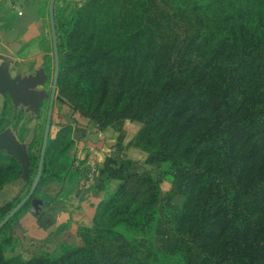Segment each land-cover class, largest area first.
<instances>
[{"label": "trees", "instance_id": "obj_1", "mask_svg": "<svg viewBox=\"0 0 264 264\" xmlns=\"http://www.w3.org/2000/svg\"><path fill=\"white\" fill-rule=\"evenodd\" d=\"M104 1L87 0L65 13L62 20L57 7L58 83L62 47L74 44L73 53L83 45V52L93 54L88 61L107 63L105 74L95 73L102 87L115 82L116 88H129L134 78H141L143 87L155 88L158 107L154 116L158 111L164 118L176 117L171 122L177 127L175 132L169 131L171 126L162 128L174 136L160 135L156 141L159 145L151 146L152 154L159 161H168V174L188 186L175 213L174 252L158 251L142 241L123 238L126 251L121 264H223L219 254L194 253L209 235L225 236L234 247L241 244L247 248L227 264L264 262V0H167L164 3L170 8L174 25L170 28L155 12L154 0H134L136 12L131 24L125 26L126 34L114 29L115 18L104 20ZM92 10L104 12L103 21L91 22L89 33L78 41L85 14ZM120 50L134 58L122 61L125 68L117 63L113 69V53ZM139 71L141 76L137 78L134 74ZM102 95H106L103 90ZM95 111L88 119L103 129L108 124L101 118L104 113ZM134 120L142 125L133 143L147 150L139 139L146 124ZM60 131L47 140L38 186L46 178L63 179L66 174L58 160L66 156L73 142L63 144ZM181 141V151L168 155L166 148H174ZM36 155L30 158L29 174ZM21 172L14 157L0 152V190ZM141 174H130L125 179ZM110 198L97 206L92 226ZM17 202L0 206V221ZM27 204L0 228V237L14 225ZM155 214L158 206L141 222L145 228L154 224ZM183 221L188 223L187 232H182ZM87 231L80 230L82 241L76 247L62 244L58 257L41 252L28 260L4 256L10 241L0 238V264H118L108 256L109 245L105 248L98 244L87 236ZM141 249L144 254H140Z\"/></svg>", "mask_w": 264, "mask_h": 264}, {"label": "crops", "instance_id": "obj_2", "mask_svg": "<svg viewBox=\"0 0 264 264\" xmlns=\"http://www.w3.org/2000/svg\"><path fill=\"white\" fill-rule=\"evenodd\" d=\"M49 1L0 0V152L14 157L22 167L21 174L0 190V206L21 194L30 158L37 150L41 111L52 86ZM85 1L55 0L53 12L64 5L68 13ZM68 124L73 128V144L66 157L80 164L79 173L75 183H68L67 178H46L14 221L15 250L25 258L55 252L62 244H80V230L92 226L99 203L128 175L148 171L153 160L133 143L140 121L123 120L99 129L65 104L55 102L49 136L54 137ZM89 153L96 160V173L92 182L82 185V163ZM152 174L156 177L158 171ZM175 185L165 180L161 184L164 192ZM179 187L182 200L184 189ZM165 217L160 215L156 224V247L173 253L175 240L171 239L173 232H169Z\"/></svg>", "mask_w": 264, "mask_h": 264}, {"label": "rangeland", "instance_id": "obj_3", "mask_svg": "<svg viewBox=\"0 0 264 264\" xmlns=\"http://www.w3.org/2000/svg\"><path fill=\"white\" fill-rule=\"evenodd\" d=\"M154 1L155 4H157V9H155V12L161 14L162 21L165 23V26L167 28L174 26L170 22L172 18V15L169 13L170 8L169 6L167 7L164 3L167 0ZM182 1L190 2L192 0ZM133 2L134 0H105V7L102 8V11L106 13L105 17L104 12L102 11L92 10L91 12H87L85 14L87 17L82 22L83 24L80 27V35L78 41H83L85 35L89 33L88 26H90L89 24L91 22L99 23L103 21L101 20V18L103 17L106 21H108V17L110 16L112 18H115L112 21L114 29H122L124 31V34H126L125 31L128 29H125V26H129L131 24V19L133 18L132 14L136 12L137 6L133 5ZM84 4L85 3H83L82 5ZM82 5H79L78 8ZM58 6V18L59 20H62L64 17H66V7H64V5ZM73 45L74 44L71 45V48ZM71 48L63 46L61 50L63 52L61 76L59 83L57 78L53 106L55 102L65 104L66 106H68V108H70L72 112H74V114H76V116L78 113L80 116L86 119L91 118L93 113L96 112L95 110L97 109V112L104 113L101 118L103 120H107V126L117 122H121L123 120L131 119H140L146 124L143 129L142 138L139 139L140 142L147 148V150L145 151H147L150 157L153 158L152 162L149 164V170L143 172V174L138 176L128 177L127 179L124 178L122 186L114 194H111V198L101 208L100 214L95 220L94 225L86 228L88 229L87 236L94 238L98 244H102L105 248L109 245V248L107 249L108 256L112 257L114 259V262H118V264H121L122 261H125L124 253L126 251V245L124 244V242H122L121 239L126 238L127 240L132 242L142 241L146 245H150L152 249L156 248L159 251V249L156 247V220L159 219L160 215L162 214L164 217V214H166L165 218H168L166 219V221H168L169 232H173V227L175 225V213L184 199L188 186L182 183H178L171 174H168L169 162L159 161V159H156V157L152 154L151 146L159 145V143L156 141L160 135L167 138L169 136H174L170 135L169 133L163 132L162 128L165 126H171L169 131L175 132L177 126L174 125V123L171 121L177 119L176 117L171 118V116L164 118V115L158 113V111L154 116L155 108L156 106L158 107L155 99L156 89L142 86V79L138 78L141 76L140 71L137 73L135 72L134 76H136L138 79L134 78L129 88H123V86L116 88L115 82L113 84H109L108 88H105L102 87L101 82H98L96 80L95 76V73L98 72L101 75L106 73L107 69L104 68L107 63H105V60H98L96 62L88 61L87 58L93 54L92 52L90 54V51L83 52V45H80L77 53H73L71 51ZM76 57H79V59H77ZM129 58H134V56L123 50L113 53L114 63L112 65V68L114 69L117 63L124 67L126 64L122 61H129ZM51 63L53 77V56ZM119 76L121 75L119 74ZM119 76L116 77V80L119 78ZM50 90L51 88H48L45 101L43 103V110L41 111V129L37 141V155L32 165L33 171L29 174L25 184L23 185L21 194L12 198L7 203L15 204L17 201L19 202L28 192L35 178V172L37 173ZM102 90L106 92V95H102ZM162 121L165 123H162ZM62 127L63 128L60 129V134L63 135L62 143L64 144L68 142L69 144L70 142H73L72 125L68 124L65 126L66 128H64V126ZM182 147L183 142L181 141L177 146L174 145V148L167 147L166 150L170 152L168 155H172L175 154V152L181 151ZM192 157L194 156L192 155ZM59 164H62L63 166L62 172L66 173L64 178H67L68 183H75L77 175L79 173L80 164H74L72 160H70V158L66 156L63 159L58 160V165ZM82 165V172L84 173L85 164L82 163ZM150 168L155 173L158 171L156 177L152 174L153 172L150 171ZM163 180L170 183H176L175 187H173L174 189H170L169 187H167L168 190H165L164 192L161 186ZM179 186H183L184 189L182 200L181 195L183 191L182 189H179ZM37 188L38 185L31 197H33L37 192ZM180 200L181 202L178 205ZM157 206L158 215H154V217H157V219L155 220L154 224L151 223V226L149 228H145V224L141 222ZM175 208L177 209L173 211ZM187 228V221H183L182 232H187ZM0 238H7L10 241V246L7 247L4 253V256L6 257L20 256L21 258L28 260L33 256L38 255L35 254L31 258H25L20 253L16 252V240L13 234V226H9L2 233ZM175 238L176 236H171L172 240H175ZM68 246H70L71 248L76 247V245ZM200 247L201 248L194 253L199 254L200 256H204L207 253L214 255L219 254L223 261V264H227L230 259L233 260L232 258L239 256V253L241 255L243 252H247V248L243 249V246L241 244H238L236 247H234L231 242H228V238L225 236L217 237L214 235H209V237L203 239V241L200 243ZM139 252L140 254H144V249H141ZM49 253H51V255L54 257H58L61 252L60 249H58L55 252ZM169 261L170 260H168V262ZM258 264H264V262L262 261Z\"/></svg>", "mask_w": 264, "mask_h": 264}, {"label": "water", "instance_id": "obj_4", "mask_svg": "<svg viewBox=\"0 0 264 264\" xmlns=\"http://www.w3.org/2000/svg\"><path fill=\"white\" fill-rule=\"evenodd\" d=\"M54 2L55 0L49 1V20H50V30H51V36H52V46H53V56H54V71H53V77H52V86L50 90V97H49V103H48V109H47V116L45 120V126L43 131V139H42V146L40 151V157L38 162V168L37 173L35 175V178L28 190V192L25 194V196L13 207V209L0 221V228L8 221L10 217L16 213V211L24 204L26 203L30 197L32 196L34 190L36 189L41 173L43 168V162H44V155H45V149L47 144V139L49 136V130H50V121H51V115L53 110V102L55 97V90H56V84H57V78H58V49H57V41H56V32H55V22H54Z\"/></svg>", "mask_w": 264, "mask_h": 264}, {"label": "built area", "instance_id": "obj_5", "mask_svg": "<svg viewBox=\"0 0 264 264\" xmlns=\"http://www.w3.org/2000/svg\"><path fill=\"white\" fill-rule=\"evenodd\" d=\"M84 164H85V170L83 173V178L80 180V183L82 185L89 184L90 182L93 181L96 173V160L93 157V154L89 153L85 159H84Z\"/></svg>", "mask_w": 264, "mask_h": 264}]
</instances>
